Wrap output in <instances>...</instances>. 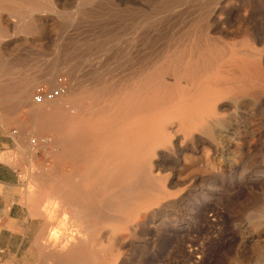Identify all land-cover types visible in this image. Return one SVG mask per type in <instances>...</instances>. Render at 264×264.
<instances>
[{"label": "rangeland", "instance_id": "374dc122", "mask_svg": "<svg viewBox=\"0 0 264 264\" xmlns=\"http://www.w3.org/2000/svg\"><path fill=\"white\" fill-rule=\"evenodd\" d=\"M53 2L36 10L21 3L25 8L11 19L14 31L1 42L12 53L2 65L5 81L0 76V139L10 143L0 152V162L17 170L19 203L33 221L24 264H52L46 258L51 223L36 214L40 181L32 179L55 172L77 178L85 171L60 154L56 132L33 119L32 112L42 107L32 102L34 89L55 87L56 79L63 78L66 91H78L76 99L89 91L100 98L99 107L107 108L151 71L167 84L180 80L189 87L182 79L183 59L206 49L218 59L210 62L208 77L224 94L209 104L212 111L200 130L181 132L171 148L160 150L154 174L160 175L166 197L137 217L142 224L106 223L81 240L107 244L116 239L112 257H101L108 264H264V0ZM56 58L67 59L68 67L55 73L53 83H35L19 103L14 86L44 73ZM240 64L245 73L238 71ZM44 139L50 142L42 145ZM60 214L56 219L63 221ZM65 218L64 237L76 229Z\"/></svg>", "mask_w": 264, "mask_h": 264}, {"label": "bare ground", "instance_id": "6f19581e", "mask_svg": "<svg viewBox=\"0 0 264 264\" xmlns=\"http://www.w3.org/2000/svg\"><path fill=\"white\" fill-rule=\"evenodd\" d=\"M53 1L0 0V76L4 81L6 74L2 65L8 60L12 49L9 44L1 42L11 36L10 32L15 29L11 19L16 18V10L25 8L21 3H25L29 9H35L52 6ZM183 60L182 79L189 87L183 86L180 80L167 84L161 76L151 75V71L145 77L142 74L140 79V76L137 77L139 85L130 89L125 98H114L107 108L99 107L100 98L89 91H85L82 97L88 107H82V98L76 99L78 91L74 87L54 101L40 104L42 107L32 112L33 119L41 127L56 132V143L61 147L60 154L72 159L78 167L85 168L83 175L77 178L55 172L40 173L32 179V182L37 179L40 181L37 191L35 190L38 199L35 203L39 204L40 209L36 211L34 208L32 212L35 210L36 214L51 223L46 240L49 250L45 252L52 264H93L95 261L96 264H108L101 257H112L110 250L117 245L114 242L116 239L105 244L102 241H87L88 238L106 223H131L133 228L142 224L143 220L137 222V217L141 219L148 207L157 205L166 197L160 175L154 174L158 170L159 164L155 159L160 156V150L171 148L179 133L200 130L203 120L212 111L209 104L224 94V90L216 89L220 84L208 77L211 73L210 62L218 61L210 50H203L197 57L191 52ZM68 62L67 59L56 58L38 77L22 78L14 86L19 103H24L30 96L35 83H53L55 73L67 68ZM160 65L157 66L161 67ZM240 65L238 71L245 73L246 67ZM157 66L153 68L156 70ZM170 66V70L176 75L178 68L174 64ZM6 91L4 84L2 93L5 94ZM84 113L87 114L86 117ZM73 124H79L82 128H72ZM59 213L63 221L56 219ZM66 216L76 229L71 227L75 233L71 234V229L70 234L64 237L60 230L65 225ZM86 235L89 237L85 241L81 240ZM92 247L94 250H89Z\"/></svg>", "mask_w": 264, "mask_h": 264}, {"label": "crops", "instance_id": "0c3cea01", "mask_svg": "<svg viewBox=\"0 0 264 264\" xmlns=\"http://www.w3.org/2000/svg\"><path fill=\"white\" fill-rule=\"evenodd\" d=\"M0 152L9 146L4 136ZM17 170L0 162V264H24L25 252L33 234V221L19 203Z\"/></svg>", "mask_w": 264, "mask_h": 264}, {"label": "built area", "instance_id": "2783aa9c", "mask_svg": "<svg viewBox=\"0 0 264 264\" xmlns=\"http://www.w3.org/2000/svg\"><path fill=\"white\" fill-rule=\"evenodd\" d=\"M66 90L67 84L65 80L63 78H57L55 87H47L44 85L36 87L32 94V102L34 104L40 105L45 102L54 101L55 99L59 98ZM49 142V139H44L41 141V144L45 145Z\"/></svg>", "mask_w": 264, "mask_h": 264}]
</instances>
